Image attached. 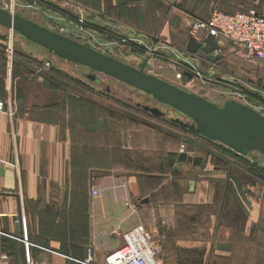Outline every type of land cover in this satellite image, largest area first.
<instances>
[{
	"label": "crops",
	"instance_id": "crops-1",
	"mask_svg": "<svg viewBox=\"0 0 264 264\" xmlns=\"http://www.w3.org/2000/svg\"><path fill=\"white\" fill-rule=\"evenodd\" d=\"M41 1L87 11L96 32L105 31L99 17H124L127 38L156 47L174 76L196 19L181 0ZM213 1L225 14L264 15L255 2ZM222 44L205 70L210 78L232 77L219 66ZM8 98L13 115H0V255L9 264H77L87 249L103 263L138 227L160 238L164 264H264V184L231 162L197 154L179 132L100 106L93 95L8 86L0 76V99ZM181 153L202 161L180 162Z\"/></svg>",
	"mask_w": 264,
	"mask_h": 264
},
{
	"label": "rangeland",
	"instance_id": "rangeland-1",
	"mask_svg": "<svg viewBox=\"0 0 264 264\" xmlns=\"http://www.w3.org/2000/svg\"><path fill=\"white\" fill-rule=\"evenodd\" d=\"M32 1L33 0H9V4L7 5L4 0H0V6L8 8L6 10L12 11V13L16 15H20L41 26H45L51 31L57 32L64 29L65 37L81 44H89L92 49L135 68H138L142 61L148 57L145 53V46L136 47L135 45H137L136 43L138 42H126V40L133 41L136 38H127L126 34L128 28L126 29V20L123 21L124 17L104 16L101 17L102 19L99 17L100 21L97 23L101 24L105 31L104 33L96 32L91 28V25H95L93 23L96 21L93 20L94 18L91 14H88L87 11L84 12L79 10L76 6H73L71 11L68 12L56 6L48 5L41 0H38V7H36L34 11H31L27 6ZM220 1H223L225 5L229 7H237V5L242 3L250 5V3L255 2L257 6H259L258 11L264 12V0ZM215 3L216 2L213 0H181L179 7L187 12L196 10V13L194 11L195 15L193 18L196 17L205 20L209 17L212 10H218L216 7H213ZM80 18L84 21L82 27L77 24ZM63 19H66L69 23L64 22ZM133 34L137 35L138 33ZM0 35H5L8 38L7 41L0 40V68L2 73H4V80L8 86L18 85L23 80L28 84L34 83V85H36L44 81L43 77L58 81L59 77L51 74V68L54 67L58 72L68 77V79H72L74 82L78 81L82 83L83 86L79 87L74 85L75 83H68L62 79L60 83L64 86H68L73 93L95 96L100 102V106L103 104V107H109L113 109V111L127 114L148 125L175 132H178L179 129L171 124V120H180L190 123L184 116L159 104L151 97L109 77L96 74L89 69L60 59L43 48L25 41L18 34L3 27H0ZM129 43H133L132 46H135L134 48L137 49L133 51L134 49L128 45ZM222 46L225 48V50H223L225 61L221 62L219 66L221 69L226 70L227 74L232 77H227L224 73H218L206 83H202L194 78L190 81L184 78L179 80L174 76L173 72L171 73L170 68L165 66L166 64L161 65L159 63V61L161 63H166L167 61L158 59L156 55L149 57L148 67L145 72L179 88H183L218 106H222L226 101H233V98L236 96L235 94H238L243 98L247 106L264 116V62L249 60V57H247L244 52L232 45L222 44ZM2 62L4 64H2ZM173 62L175 64V61ZM180 63L181 59H177L176 64ZM196 63L202 69L203 73L210 78L205 70L211 66L206 63H201L198 59H196ZM183 70L186 71L180 66L177 69V73ZM92 76H94L99 83L90 80L89 77ZM242 80L245 81L242 82ZM192 81H194V83ZM212 81H219L221 85H218V87L213 86L214 84ZM88 89L95 92L91 93ZM137 105L158 109L164 114V117L156 118L138 108ZM179 135L180 138L183 139L182 141L185 147V143L188 144L189 141H193L191 137L184 133L180 134L179 132ZM194 147L196 150L195 153L204 155L206 151L214 152L215 147H222V145L219 143L207 144L201 142L200 144L195 143ZM246 158H248L246 162L250 165H255L256 169L260 166L264 167V155L258 152H252ZM259 170L264 173L261 167ZM97 264L102 263L98 262Z\"/></svg>",
	"mask_w": 264,
	"mask_h": 264
},
{
	"label": "water",
	"instance_id": "water-1",
	"mask_svg": "<svg viewBox=\"0 0 264 264\" xmlns=\"http://www.w3.org/2000/svg\"><path fill=\"white\" fill-rule=\"evenodd\" d=\"M9 4V0H4ZM0 27L18 34L25 41L37 45L52 55L79 65L96 74L109 77L133 88L166 106L190 123L171 120L172 123L209 142L219 143L232 152L248 157L252 152L264 155V116L249 106L235 101H226L222 106L205 100L183 88L172 85L156 76L147 74L149 57L135 68L106 56L88 44H81L57 32L51 31L0 6ZM0 40L7 41L5 35ZM217 41L207 36L200 41L189 36L184 54L213 67L219 60ZM183 78L192 76L183 73ZM90 80L99 83L94 77ZM144 112L163 118L158 109L137 105ZM180 162H191L197 166L202 158H191L186 153L179 155Z\"/></svg>",
	"mask_w": 264,
	"mask_h": 264
},
{
	"label": "built area",
	"instance_id": "built-area-1",
	"mask_svg": "<svg viewBox=\"0 0 264 264\" xmlns=\"http://www.w3.org/2000/svg\"><path fill=\"white\" fill-rule=\"evenodd\" d=\"M38 5V0H33L27 7L29 10L34 11ZM63 20L69 23L66 19ZM83 23L84 21L82 18L77 22L80 27H82ZM64 32V29L57 31V33L65 36ZM190 36L194 37L197 41L211 36L217 41L218 47L222 44L219 42H230L234 47L244 52L247 57L260 61L264 60V15L255 12L235 13L230 15L219 10H212L207 19L194 20L191 22ZM127 41L138 42L136 43L138 46H145V53L148 57L154 56L157 52L156 47L146 46L140 40H126V42ZM177 59H181V63L178 67L182 66L183 69L186 70L176 73L175 76L177 79L181 80L183 78V73L186 72L190 74L192 78L202 83L210 81L211 78L203 73L202 69L196 63V59L186 56L185 54L177 57ZM235 95L233 101L246 105L240 95ZM12 105L11 98H8L6 101L0 100V115H13ZM183 151L184 147H182V152ZM91 195L92 197L97 196V191H91ZM122 238L124 241L123 246L114 253L106 255L102 264H164L162 259L161 240L156 235L138 227L128 231ZM23 242L25 241L23 240ZM72 261L77 264H96L91 249H87L85 259ZM0 264H9V257L7 254L0 255Z\"/></svg>",
	"mask_w": 264,
	"mask_h": 264
},
{
	"label": "trees",
	"instance_id": "trees-1",
	"mask_svg": "<svg viewBox=\"0 0 264 264\" xmlns=\"http://www.w3.org/2000/svg\"><path fill=\"white\" fill-rule=\"evenodd\" d=\"M197 20H201V19H198L196 18ZM129 46L132 47V49H134L133 51H135L137 48H134L135 46L136 47H139L137 45L135 46H132L133 43H129L128 44ZM142 53V51H141ZM155 56V55H154ZM2 64H4L2 62ZM52 70V73L54 76L56 77H59L58 78V81L57 80H50L48 78H44L43 77V82H41L40 84L42 85V89H46V90H50V91H53L55 92L56 90H59L61 91L63 94H66V92H70V93H73L72 91H70V89L68 88V86H64L62 83H60V81H65V82H72L74 85L76 86H79V87H82L83 84L78 82V81H73L72 79H68V77H66L64 74L58 72L54 67L51 68ZM54 69V70H53ZM0 76L5 79L4 77V73H2L1 71V74ZM67 78V79H65ZM62 79V80H61ZM2 83V81H1ZM28 83H26L25 80H23L22 82L19 83L20 86H24V85H27ZM89 92H95V91H92L91 89H88ZM19 92L20 94L22 95L23 94V91L21 90V88H19ZM74 94V93H73ZM98 94V93H96ZM75 95H78V96H81L79 95V93H75ZM82 98V97H80ZM2 100V99H0ZM116 103V102H114ZM172 125H174L178 130V132H180V134H186L188 135L189 137L192 138L193 141H189L188 143L190 145H195V143H207V144H211L213 142H209L203 138H200L192 133H190L189 131L183 129V128H180L179 126L175 125L174 123L171 122ZM216 144V143H215ZM217 146H220V145H217ZM205 156H209V157H212L216 160H226L228 163L231 162L232 164H234L235 166H237L240 170H242L245 174H247L248 176H251L252 178H254L255 180H257L258 182H260L261 184H264V173L262 171L259 170V168L261 167L262 170H264V167L260 166L258 169H256V166L255 165H250L249 163L246 162V160L248 158L244 157V156H241V155H238L234 152H232L231 150L229 149H226L225 147H215L214 148V152H211V151H206L205 152Z\"/></svg>",
	"mask_w": 264,
	"mask_h": 264
}]
</instances>
